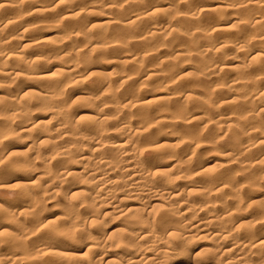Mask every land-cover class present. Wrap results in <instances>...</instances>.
I'll return each mask as SVG.
<instances>
[{
    "label": "clouds",
    "instance_id": "9594fccd",
    "mask_svg": "<svg viewBox=\"0 0 264 264\" xmlns=\"http://www.w3.org/2000/svg\"><path fill=\"white\" fill-rule=\"evenodd\" d=\"M0 264H264V0H0Z\"/></svg>",
    "mask_w": 264,
    "mask_h": 264
}]
</instances>
